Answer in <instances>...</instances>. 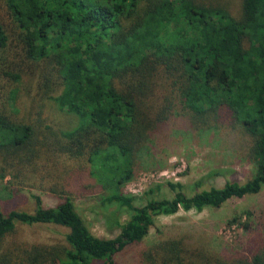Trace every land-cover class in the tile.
<instances>
[{"label":"trees","instance_id":"1","mask_svg":"<svg viewBox=\"0 0 264 264\" xmlns=\"http://www.w3.org/2000/svg\"><path fill=\"white\" fill-rule=\"evenodd\" d=\"M3 1L0 178L45 179L60 201L44 207L33 196L31 213L0 212V264H116L117 255L141 244L156 217L217 209L261 191L264 0H238L235 13L224 0ZM48 105L68 127L52 125L43 114ZM173 117L207 126L228 118L249 137L255 174L199 190L202 178L191 194L176 182L140 196L124 193L139 153ZM163 186L172 197L153 198ZM97 192L101 205L127 213L111 239L94 236L72 200ZM17 224L68 233L63 243L27 244L12 237ZM137 264H264V252L232 260L169 237L139 250Z\"/></svg>","mask_w":264,"mask_h":264},{"label":"rangeland","instance_id":"2","mask_svg":"<svg viewBox=\"0 0 264 264\" xmlns=\"http://www.w3.org/2000/svg\"><path fill=\"white\" fill-rule=\"evenodd\" d=\"M232 12L238 9V0H224ZM0 0V17L6 10ZM28 96L23 89L20 116H26ZM49 107V108H48ZM43 109L56 128L68 127L67 119L54 106ZM195 123V124H194ZM229 119L211 122L210 126L190 122L187 118L173 117L158 133L151 136L135 163L134 176L122 191L140 196L149 188L166 182L189 187L204 179L201 189L221 187L225 182L244 183L256 172L255 161L249 154V137ZM209 176L210 173H213ZM14 178L7 174L0 178V212L31 213L35 209L33 196L40 197L44 207H54L60 197L50 192V182L25 174ZM101 192L73 197L78 214L90 232L99 238L111 239L119 233L118 223L124 222L127 213L116 205L103 206ZM153 198L170 199L172 193L166 186L154 193ZM144 200L138 202L142 205ZM66 228L51 224L33 226L17 224L12 237L27 244L63 243ZM169 237H181L194 247H204L209 252L227 259L250 258L264 252V186L258 194L242 199H232L220 208H206L201 212L179 211L172 216H158L140 245L115 257L116 264H137V252Z\"/></svg>","mask_w":264,"mask_h":264}]
</instances>
